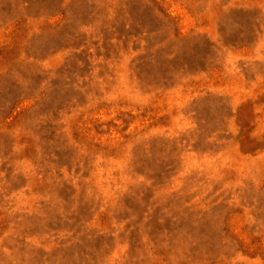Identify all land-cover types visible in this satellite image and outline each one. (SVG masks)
I'll return each instance as SVG.
<instances>
[{
    "label": "rangeland",
    "instance_id": "rangeland-1",
    "mask_svg": "<svg viewBox=\"0 0 264 264\" xmlns=\"http://www.w3.org/2000/svg\"><path fill=\"white\" fill-rule=\"evenodd\" d=\"M0 264H264V0H0Z\"/></svg>",
    "mask_w": 264,
    "mask_h": 264
}]
</instances>
